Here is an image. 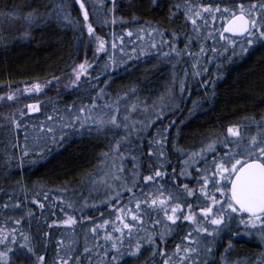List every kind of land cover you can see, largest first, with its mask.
I'll list each match as a JSON object with an SVG mask.
<instances>
[{"label":"trees","instance_id":"16d2710c","mask_svg":"<svg viewBox=\"0 0 264 264\" xmlns=\"http://www.w3.org/2000/svg\"><path fill=\"white\" fill-rule=\"evenodd\" d=\"M27 1L0 0V13L8 12L13 6H19L20 13L24 10L30 12L41 6L39 0L28 3ZM183 2L184 0H156L153 4L152 0H116L113 12L109 11L113 8L111 0H86L89 13L87 23L92 24L96 36L102 37L105 41L109 40L108 31L111 26L104 22H95L99 8L100 14L109 15L111 12L118 20L122 19L125 23L123 29L147 28L148 22L165 30L163 39L170 43L171 32L175 31L178 37L175 46L181 52L185 49V43H188L185 38L191 37L188 51L195 55L199 53L203 44L206 54L201 59L204 61L205 58H209L211 61L208 71L202 73L201 78L193 79V74L187 73L193 69L186 62V56L180 64L170 62L171 67L165 60L160 59L161 55L156 53L155 56L149 51H143L147 55H142L140 51L133 55L128 53L134 58L127 59L122 65L105 68L106 64L111 63L106 44L108 52L101 53L90 69L89 78L76 87L66 89L52 86L53 90L46 96L37 94L24 96L17 103H11L6 98L0 100V220L10 214L19 218L23 227L25 222L27 223L35 255H43L44 264L59 263L57 256L61 253L60 238L63 233L54 223L58 218H53V213L62 212L64 206L61 201L66 204L83 205V199L87 202L85 220H89L85 222V231L76 228L72 233L76 248L71 256L67 255V260H70L71 264H111V256L116 253L111 249L112 241H105L104 237L111 233L113 225L115 226L118 221L117 209L127 205L117 206L111 213L108 212V200L102 198L104 194L101 189L107 171L102 164V154H110V149L114 148L121 138L127 137L121 142L118 152L123 156L121 163L125 167L123 172L125 176L131 175L130 170L133 168L136 169L138 177L153 173L149 170L151 164L153 169H162L166 173L165 178L155 184L163 192L162 196H176L182 193L184 180L179 173L183 169L186 155L199 151L208 142L210 133H215L223 139L227 134V126L243 123L244 118L248 116H254L259 121L261 115H264V45L254 44L242 56H232L231 51L220 55L218 50L217 55L213 57L210 49L218 46V42L214 44L211 39L207 41L197 39L191 23L185 21L182 9L176 16L170 17L171 11H175L172 5ZM200 2L205 4L221 2V6H224L222 0ZM244 2L247 4L255 0ZM67 3L74 22H79L73 27L67 22L52 18L42 20L34 27L27 26L23 30H17L10 27L8 17L0 14V96L16 92L26 85L29 87L33 83H45L54 76L62 77L85 60L89 53L90 36L78 4L75 0H67ZM227 3L232 6L233 0H227ZM25 32L29 33L27 37L24 35ZM162 52H165V49L164 51L162 49ZM143 64L150 66L144 73L139 70ZM214 70L215 73H211ZM163 74L167 81L162 78ZM180 81L184 82L183 93L180 91ZM162 85L165 87L163 90ZM129 88H134L135 95L149 104L159 97H167L168 88L175 95L171 99L177 101L178 106L174 112L162 117L168 120L167 125L170 126L163 145L165 158L161 163H157L156 156L148 157L147 143L143 141L140 144L133 131L129 134L122 127L105 129L100 135L95 131L89 133L86 130L66 129L63 140H58L55 144L47 142L46 146L43 139H34L41 135L38 131L41 122H44L45 128L53 126L47 123L48 116H52L55 123H60L57 117L67 118L66 109L71 108V111L76 113L80 106H91L94 102L97 105L95 111L106 109L107 98L123 97L125 90ZM31 104H39L40 111L28 112L26 106ZM20 110L25 112L24 116L20 115ZM12 117L21 123L22 129H15L11 122ZM162 122H154V125L164 124ZM88 127L95 126L90 124ZM250 129L255 133V125H250ZM25 132L28 133L29 155L23 157L20 166L21 160L18 158L22 156ZM17 143L19 147H13ZM9 157H12V160L10 164H6L5 161ZM28 160L36 162L30 164ZM107 164L111 166L109 162ZM203 164L201 162L199 166ZM185 183L191 181L186 180ZM132 187L131 182L126 188ZM188 187L191 188L190 185ZM127 193L128 191L122 192V197ZM45 194L48 196L47 200L44 199ZM35 199L45 203L44 207L39 209L34 203ZM115 200L116 198L112 203ZM176 202L186 205L189 200L185 201L182 197ZM196 203V198L192 199L194 206ZM5 204L8 205L7 208L3 207ZM15 204L20 206L13 207ZM29 212L31 216L27 214ZM156 219L160 220L159 224H155ZM106 220L109 223L104 228L97 227L101 221ZM164 221L162 212L145 211L143 227L147 229V233L143 230L135 231L132 238H128L126 234L121 249L124 251L129 245L134 248L139 241L140 251L135 256L124 252L119 264H163L165 256L160 255V249L166 253L170 252L177 244L182 243V238L188 232L192 231L188 228L187 221H178L177 225L180 226H172V230L165 233L163 243L159 238L156 239L158 248L141 239L146 234L155 235L164 231L166 227ZM93 228L97 229L96 232H92ZM234 233L236 231L233 232V226L230 225L229 229H225L216 239L212 246L213 258L209 259V264H222V256L230 261L239 260L252 264L256 256L264 253V243L253 237L237 238ZM86 247L90 250L87 253L84 251ZM105 251H108L107 256L104 255ZM29 257L18 255L12 258L15 264H35V257L32 254H29Z\"/></svg>","mask_w":264,"mask_h":264},{"label":"snow or ice","instance_id":"6c2138e0","mask_svg":"<svg viewBox=\"0 0 264 264\" xmlns=\"http://www.w3.org/2000/svg\"><path fill=\"white\" fill-rule=\"evenodd\" d=\"M156 0H152L155 4ZM224 6H221V2L213 3H201L200 0H184L183 4H173L172 8L175 11H171L170 17L176 16L177 12L181 9L182 15L186 22H190L192 26L193 33L197 39L207 41L211 39L214 44L216 42H223V55L224 52L231 50L232 56L244 55L248 52L249 48L253 47L254 44L264 45V0H255V2H248L247 4L244 0H233L232 6H229L227 0H222ZM78 4L79 9L82 12L83 21L85 22L87 32L90 37H94L96 42V52H106V44L102 37L95 35V29L91 23H87L89 20V13L85 7L84 0H75ZM113 8L109 11L115 10L116 0H111ZM45 9L44 12H40L38 9H33L32 11L20 16L19 6H13L8 12L0 13L6 17L11 18H22L24 23L28 28L34 27L40 21H47L49 19L55 18L56 20L67 22L69 25L78 24L79 22H74L71 18V12L69 10L70 6L67 0H48V2L43 4ZM108 21H105L107 23ZM117 18L112 17L111 23L115 24ZM121 23L123 20L121 19ZM219 23V27H216ZM147 28L137 29V38L140 37V33L147 32L149 35L155 34L160 36L161 45H169L170 52H162L160 55L167 59L171 54H175V57L179 58L181 55L193 56L194 59L199 60L206 54V50L201 44L200 51L197 54H192L188 51L189 43L191 42V37H186L185 49L183 52L176 49L175 42L178 39L175 31L171 32L172 42L163 39L165 30L161 29L158 25H153L146 22ZM227 34V35H226ZM25 37L29 35L25 32ZM127 37H132L133 32L128 31L125 34ZM119 39L120 47L119 51L124 53V36H116L115 33L111 37V49H117L116 40ZM151 49H157V43L153 41L150 45ZM237 49L239 51H237ZM133 53H135V48H133ZM210 51L215 57L218 53L216 47H212ZM142 55H147V53L141 52ZM128 59H133L124 53ZM110 64H106L105 68L110 66H116L118 63L125 62L123 59L117 61L113 59V56L108 57ZM231 59V57H229ZM91 65L85 61L73 68L72 75L74 79L71 81V86H76L80 81L81 75L87 72V68ZM219 67V65H218ZM203 71L206 72L207 68L204 67ZM200 72H194V75H200ZM53 81L59 83L58 77H53L52 80L45 81V85L51 84ZM214 84V82H213ZM180 91H184V82L179 83ZM43 90V85L40 83H33L31 87L27 85L23 90L17 89L16 92H9L6 96H0V100L5 98L8 100H14L16 98V93L18 92H33L39 93ZM128 92H135L134 88H129L125 90L123 97H118L114 104H118L120 99H125ZM103 94V90H101ZM144 101H140L143 104ZM196 103V102H194ZM137 104L131 105V111L137 109ZM28 112H39V104H31L26 106ZM107 109L102 115H93L94 111L97 109L95 102L91 105H82L78 108L76 113L71 111V108L66 109L68 117H57L60 123H55L52 116L47 117V123L49 125L44 127V122H41V127L38 131L41 133L39 137H34V139H43L45 141V146L47 142L53 144L57 143L58 140H63L65 137L63 133L66 129H72L75 131L86 130L89 133L95 131L98 135L103 134L105 129L120 128L123 127L129 134L133 130L141 131L148 125H145L142 121H130L127 115L122 117V120L118 122L117 115L120 112L119 107H114L113 105H105ZM153 112L156 119H161L163 112V105L157 106L155 103L152 105ZM145 111L148 110V106L145 105ZM87 111L88 115H83ZM125 111H129L125 108ZM20 115L24 116L25 112L20 110ZM11 122L15 129H22L21 123L15 119L11 118ZM139 123L140 129H135V125ZM152 121H149L151 124ZM174 123V122H173ZM94 125L95 127H88L89 125ZM77 125L79 127L77 128ZM250 125H255V133L251 132ZM167 132V128L164 129L163 133H158L161 137L160 139L150 141L157 148V151L153 153L149 151L147 153L149 158L154 155L158 158H164L165 153L163 151V145L167 137L164 133ZM58 133H61L58 135ZM226 137L221 139L217 134L210 133L208 142L204 144L199 151L191 152L188 154V158L183 161L184 168L181 170L179 175H191L187 169L192 168L197 172L196 189H191L187 184L182 187L181 195L172 196L169 195L164 198H160L163 192L158 189L157 196L151 197L141 194L144 198L137 199L135 194H132V198L128 201V204H134V207H120L117 209L119 215L116 219L120 221L121 227L116 228L113 226L114 232H119L120 235L115 238L109 233L104 239L105 241H112L111 249L115 250V255L111 256V264H119V260L123 258L124 252L129 255L135 256L139 253L141 248V243L137 241L135 247L132 248L129 245L122 251L123 239L125 237V229L127 230V237L132 238L134 229L139 232L140 230L147 233V229L143 227V216L145 211H157L162 212L165 218L166 227L162 232H158L155 235L146 234V236L141 237L146 243L152 245L154 248H158L156 245V239L163 243L165 240V233L172 230V226L179 227L177 221H187L192 228L191 232H188L183 238L182 242L185 243L184 247L180 244L175 246V251L172 256L178 257V264H209V259L213 258V249L207 244H201V238H211L215 240L219 237L221 231L224 229H229V226L233 221L237 224V235H257L258 238L264 241V115H261L259 121L255 119L254 116H248L244 118L243 123H237L226 128ZM25 144L22 147V156L18 159L21 160V165L23 162V157L29 155L28 151V133L25 132L24 135ZM127 137L121 138V141H117L114 148L110 150L114 153H118L120 149V144L125 141ZM222 145V155L217 151V145ZM13 147H19V144L13 145ZM211 154V161L209 162L208 156ZM135 159V158H134ZM12 157H9L5 161L6 164H10ZM109 160V154H102V164L105 168H108L107 161ZM119 160H123V156L119 157ZM30 164H34L36 161L28 160ZM201 162L204 163V167H194ZM111 168L115 169V172L122 173L123 167L117 163V158L115 156L111 159ZM149 170L153 171V175L144 176L143 180L145 182H153L156 178H163L166 173L158 169H153L152 165H149ZM108 172H105V176ZM173 175H175V170H173ZM136 174L132 176L133 187L136 186ZM112 179L120 180L121 177L113 174ZM19 183V182H17ZM124 190L132 193V188H125ZM121 193L116 192L117 202ZM183 199L186 201L190 197H195L197 203L195 206L192 203L181 204L176 201ZM11 199V197H9ZM44 199L47 200V194L44 195ZM39 203V201H34ZM143 205V207H142ZM19 204L13 205V207H19ZM40 208H43V204H39ZM70 206V205H69ZM3 207L7 208L8 205L5 204ZM31 216V212L28 213ZM127 217L131 218V223L125 222ZM171 222L170 225L167 222ZM15 224L19 225L20 220H16ZM65 224H74L75 220L68 217ZM109 221H105L103 225H98V228H104ZM160 220H156L155 224H159ZM243 227L244 232L241 233L239 229ZM211 229V231L209 230ZM96 228L92 229V232H96ZM119 245V246H118ZM231 248V245H229ZM85 253L90 250L86 247L84 249ZM228 252V249L225 250ZM180 253H183L180 255ZM29 254L35 257V264H44L45 257L43 255L36 256L35 250L32 244V239L29 235H26L23 231H19L17 228H12L7 230L5 228H0V264H15L13 256L23 255L29 257ZM104 255H108V251L104 252ZM160 255L166 256L167 258L163 260V264H172V256L160 249ZM264 257V253L261 254ZM30 258V257H29ZM224 264H228L224 256L221 257ZM79 258L77 257V262ZM55 264V262H54ZM60 264H68L67 260L60 258ZM236 264H246V262H236ZM259 264H264V261L259 262Z\"/></svg>","mask_w":264,"mask_h":264},{"label":"rangeland","instance_id":"374dc122","mask_svg":"<svg viewBox=\"0 0 264 264\" xmlns=\"http://www.w3.org/2000/svg\"><path fill=\"white\" fill-rule=\"evenodd\" d=\"M29 1L31 2L32 0H28L27 3ZM39 1H40V5L41 6L39 7L38 10L40 12H44L45 9L43 7V4L48 2V0H39ZM39 1H38V3H39ZM84 3H85V7H86V0L84 1ZM25 5L28 6L27 4H25ZM26 13H28V11L24 10V11H22L20 13V16L22 17ZM113 16L114 15L111 12L109 13V15H105L104 13L100 14V11H99V8H98L97 12H96V19H95L96 23L97 22L98 23L104 22V24H106L108 26H111L110 30L108 31L109 40H108V44L107 45H108L109 52H108V50H107V52L109 53V56L110 55L113 56V59H116L117 61H120L121 59H123V61H126L128 58H127V56L124 55V53H126V54L130 53L131 55H133V54H135L136 52H139V51L141 53L142 50L145 51V52H148V51L152 52V54H154V55L156 53L158 55H160L162 49H163V51L165 49V52H170L171 51L169 45H167V44L161 45L160 44V40H161L160 36H156L155 34L149 35L147 32H144V33H140V37L141 38L138 39L137 38V29H129L128 27L123 29L122 26H124L125 23L124 22L121 23V20H118V19H117V22L115 24H112L111 23V19H112ZM8 20H9L10 27H12L14 29L16 28L17 30H23V29H25L27 27V25L24 23L22 18H11V17H8ZM73 21H74V19H73ZM105 21H108V22L105 23ZM71 26L73 27V26H75V24H73ZM216 27H219V23H217ZM128 31H132L133 32V36L132 37H127L125 35L126 32H128ZM113 33H115L117 37H119L121 35L124 36V44H123L124 53H121L119 51V47H120L119 39L116 40V43H117V46H118L117 49H115V50L111 49L110 44H111V37H112ZM89 38H90L89 53H88V55L86 56L85 60L82 63L87 61V63L90 64L91 67H92L93 64L99 58V56L101 55L102 52H99V53L96 52L95 39H94V37H89ZM153 41H155L157 43V49H155V50L151 49V47H150V45H151V43ZM222 43L223 42H220V43L218 42L217 43L218 46H215L220 52H223ZM133 48H135V53H133V51H132ZM229 51H231V50H229ZM237 51H239V50L237 49ZM185 56H186V62H188L189 65L191 66V68L193 69L192 71L187 72V73H191V75L193 74V77H192L193 79L194 78H196V79L201 78L202 73H204V71H203L204 67H206L207 71H208V66H209V64L211 62L209 58H205V60L202 61L201 57L199 58V60H196V59L193 58V56H189L188 57L187 55H181L179 58H177V57H175V54H171L167 59H165L163 57H160V59H162L163 61L165 60L169 65H170V62H171V64H176L177 65L178 63L180 64L182 62V60H183V58ZM122 64H124V62L118 63L117 65L119 66V65H122ZM91 67L87 68V72L85 74L81 75L80 81L77 83V85L82 83L83 80L85 81V80H87L89 78V76H90L89 73H90ZM148 67H150V66L147 65V64H143L142 66L139 67V70H142L143 73H144V72L148 71V69H147ZM111 69L112 68H110V71H111ZM72 70L68 74H66V75H64L62 77H59V83H57L56 81H53L52 85L51 84L45 85V83H40L41 85H43V90L41 92H39V93L23 92V91L16 93V98L14 100H10L11 103H15V102L17 103L24 96L36 95V94L40 95V96H46L49 93H51V90H53L52 86H55L56 88H58V87H60V88L66 87V89L69 88V87H73V86H71V81L74 79V76L72 75ZM182 71H183V69H182ZM197 71L200 72L201 74L200 75H194V72H197ZM215 71L216 70L212 71L211 73L214 74ZM184 79L185 78H183V81H184ZM166 81H167V79H166ZM106 83H107V80H106ZM29 87H31V86H29ZM23 89H24V87L21 90H23ZM167 92H168L167 93V95H168L167 97L166 96L163 97V98L159 97L158 99H156V100L159 101V103L156 104L157 106L163 105L164 114L162 115V117L164 115L169 114L170 112H174V110L178 106L177 101L175 100L176 102H174V100H172L175 95L172 93L171 89L168 88ZM104 94H107V93L104 92ZM103 99H104V95H103ZM116 100H117V97H115V99H114V96H112L109 99L108 98L106 99V103H107V105H113L114 107H119L120 112H119V115L117 116L118 117V122H120L122 120L123 116L127 115L129 117L130 121H137V122L142 121L145 125H148L143 130L138 131V133H137L136 130H133V135L136 134V138L138 139V142H140V144H142L143 141L145 143H147L148 152L152 151L153 153H155L157 151V148L154 147L153 144H150V141L154 142L155 140L161 138L158 135V133H163L164 132V130H163L164 126H165V128H167V131L169 130V126L170 125H167L168 124V120H164L162 117H161L160 120H157L156 116H155V114L153 112V108H152L153 103L149 104V103H145L144 102L143 104H140V101H145V100H141V98H139L138 95H135L134 92H131L130 94H128L125 99H120L118 104H114V101H116ZM132 104H137L138 105V107H137V109L135 111H131V105ZM145 105L148 106V110L147 111L144 110ZM120 106H121V108H120ZM125 108H128L129 111H125ZM106 111H107V109H99L98 111H94L93 115H102ZM30 113H32V112H30ZM83 115H88L87 111ZM149 121H152V123L149 124ZM159 121H163L162 123H164L165 125L164 124H160V125L156 124V125H154V122H159ZM57 122H59V121H57ZM135 129H140V124L139 123H137L135 125ZM166 133H164V135H166ZM226 135H225V137H226ZM218 145H217V151L222 155V151H221L222 145H220V144H218ZM109 156H110V158L107 161V162H109V165H111V159H112L113 156H115L117 158V163L119 165H122L121 162H123V160H119V157L122 156V154L119 155V153H114L113 151H111ZM186 156L187 157H185V160L188 158V155H186ZM164 158H158L156 156V159L158 161L157 163H161ZM208 160H209V162L211 161V156H208ZM204 166L205 165L203 164L200 167L199 164H198V165H196L194 167L203 168ZM122 167H123V172H124L125 167L123 165H122ZM183 168H184V165H183ZM158 170L163 172L162 169H158ZM187 171L190 172L191 175L182 176V180H184V183H185L186 180L191 181V183H185V184L190 185L191 189H196L197 188V184H196L197 172L194 169H192V168L187 169ZM107 172H108V175L103 177V181H105V183L102 185L103 187L101 189H102V193L104 194L102 196V198L108 200L107 201L108 202L107 203L108 204L107 207H108V212L109 213H111L115 209V207H117V206L127 205V207H134V204L132 206L130 204H128V201L132 198V194L133 193L135 194V197L137 199H141V200L144 198L141 195L142 193L144 195H147V196L156 197L157 194H158L157 190L159 188L155 184L160 183L161 180H163L165 178V176H164L163 178H156V180L153 181V182H145L143 180V177L144 176H148V175H153V173L145 174L143 176L138 177L135 168L130 170L131 175L130 174H126V176H125V174L123 172L122 173L115 172V169H112L111 166H109L107 168ZM134 173L136 174V176H135L136 186L132 187V193L128 192L123 197H122V195H120V197L118 198L119 202H117V199H116L115 202L112 203V201H114V199L116 198V192L117 191H119L120 193L126 191V190L124 191V189L126 187H128V184H130L132 182V176H133ZM113 174L120 176L121 179L120 180L112 179L111 177H112ZM122 175L124 177H122ZM184 183L182 184V187H183ZM125 185H127V186H125ZM121 188H123V189H121ZM97 189L99 190V187ZM160 198H164V196H161ZM194 198L195 197L188 198L189 203H192V199H194ZM83 200H84L83 201L84 202L83 205L77 204V203L76 204H71V203H67L66 204L64 201H61L62 206H64V208H62V212L58 213V214L53 213V218H55V219L58 218L57 220H55L54 223L56 224V226H58L60 228V232L63 233L62 237L60 238V246H61L60 252L61 253L59 254V256H57V258L59 260V263H55V264H60V258H63L64 260H67V255L71 256L73 250H75V248H76L75 247L76 246L75 245V241H74L75 239H74L72 233H74L76 228H82V231H85V222H87L89 219L85 220V205H86L87 202H85V199H83ZM34 201H38V200L35 199ZM35 204L40 209L39 204H43L44 205L45 203H42V202L39 201V203H35ZM68 217L73 218L75 220V223L74 224H65L64 221ZM16 220H20V219L9 214L5 218H3V220H0V228H5L7 230H10L12 228H17L19 231H23L26 235L30 236L29 231H28V227H27L28 226L27 223L25 222V227H23V225L21 223V220H20V224L19 225L14 223ZM156 220H158V219H156ZM104 222L105 221H101V223H99V225H103ZM125 222L131 223V218L127 217L125 219ZM169 223H171V222L169 221ZM164 224H165V221H164ZM186 224H187L188 228L192 230V228L190 227L189 222H186ZM231 226H233V232H235V231L237 232V224H236L235 221L232 222ZM115 227L116 228L121 227V224H120L119 220L115 224ZM209 230L211 231V229H209ZM224 230L221 231L220 235L224 232ZM135 231L136 230L133 231V235L136 233ZM239 231L241 233H243L244 232L243 227H241L239 229ZM110 234L113 237H116V236L120 235L119 232H114L113 230H111ZM126 234H127V230L125 229V235ZM234 236L237 237V238H246V239L253 237V238H256L258 242L264 243V241L260 240L258 238V236L255 235V234L249 236V235H244V234L237 235L236 233H234ZM216 239L213 241V240H211V238L203 239V237H202L201 238V244L202 245L203 244H207L210 247H212L214 242L216 241ZM84 241H85V237H84ZM180 245H181V247H184L185 243L182 242ZM174 251H175V248H173L170 252H167L168 256H172ZM182 254L183 253H180V255H182ZM166 258L167 257L165 256L164 259H166ZM226 260H227L228 264H236V262H243V261H239V260H237V261H230L228 259H226ZM261 261H264V257H262L261 255H258V256H256V258H255V260H254V262L252 264H259V262H261ZM67 262L69 264H71L70 260H67ZM172 264H178V257L177 256H172ZM186 264H187V262H186ZM222 264H224V261H222Z\"/></svg>","mask_w":264,"mask_h":264},{"label":"flooded vegetation","instance_id":"af4514ba","mask_svg":"<svg viewBox=\"0 0 264 264\" xmlns=\"http://www.w3.org/2000/svg\"><path fill=\"white\" fill-rule=\"evenodd\" d=\"M162 78H164V81H165V79H166V77H165V74H163L162 75ZM165 87H164V85H162V87H161V90H163ZM163 92V91H162ZM151 103H155V104H157V103H159V101L158 100H156V99H154Z\"/></svg>","mask_w":264,"mask_h":264},{"label":"water","instance_id":"95a60500","mask_svg":"<svg viewBox=\"0 0 264 264\" xmlns=\"http://www.w3.org/2000/svg\"><path fill=\"white\" fill-rule=\"evenodd\" d=\"M227 35V34H226Z\"/></svg>","mask_w":264,"mask_h":264}]
</instances>
